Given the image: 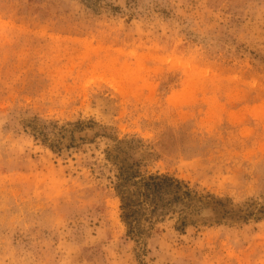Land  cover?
<instances>
[{"label":"rangeland","instance_id":"1","mask_svg":"<svg viewBox=\"0 0 264 264\" xmlns=\"http://www.w3.org/2000/svg\"><path fill=\"white\" fill-rule=\"evenodd\" d=\"M0 264H264V0H0Z\"/></svg>","mask_w":264,"mask_h":264},{"label":"trees","instance_id":"2","mask_svg":"<svg viewBox=\"0 0 264 264\" xmlns=\"http://www.w3.org/2000/svg\"><path fill=\"white\" fill-rule=\"evenodd\" d=\"M156 180H157V178H152L151 182H153V183L148 182L145 185L146 187H149V190H148L147 195H146V199L147 200H149V198L154 199V196L155 195H158L159 192H161L162 188L164 187L163 184H160V182H157ZM153 186H155L157 188L154 189ZM174 195L176 197H178L176 194H174ZM139 207H141V205H139ZM129 208H130L129 205L127 206V204H125V207H124V217H125V220L124 221L126 222V224L128 226L132 227V229H137V226L139 224V221L136 222V223H134V220L130 219L131 217H133L134 212H132ZM137 235L144 236V229L141 226H140V229L137 230Z\"/></svg>","mask_w":264,"mask_h":264},{"label":"bare ground","instance_id":"3","mask_svg":"<svg viewBox=\"0 0 264 264\" xmlns=\"http://www.w3.org/2000/svg\"><path fill=\"white\" fill-rule=\"evenodd\" d=\"M133 156H134V159H137V158H138V156H137V155H135L134 153H133Z\"/></svg>","mask_w":264,"mask_h":264}]
</instances>
